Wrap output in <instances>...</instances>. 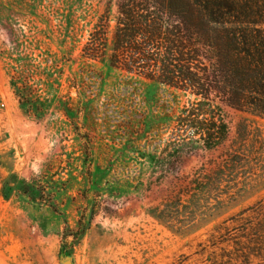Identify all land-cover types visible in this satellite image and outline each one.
<instances>
[{
  "label": "rangeland",
  "instance_id": "1",
  "mask_svg": "<svg viewBox=\"0 0 264 264\" xmlns=\"http://www.w3.org/2000/svg\"><path fill=\"white\" fill-rule=\"evenodd\" d=\"M118 2L0 0V264H264V119L112 68Z\"/></svg>",
  "mask_w": 264,
  "mask_h": 264
},
{
  "label": "trees",
  "instance_id": "2",
  "mask_svg": "<svg viewBox=\"0 0 264 264\" xmlns=\"http://www.w3.org/2000/svg\"><path fill=\"white\" fill-rule=\"evenodd\" d=\"M118 7L112 68L264 119V0H119ZM109 21L96 24L86 58H105ZM12 178L3 183L6 199Z\"/></svg>",
  "mask_w": 264,
  "mask_h": 264
},
{
  "label": "water",
  "instance_id": "3",
  "mask_svg": "<svg viewBox=\"0 0 264 264\" xmlns=\"http://www.w3.org/2000/svg\"><path fill=\"white\" fill-rule=\"evenodd\" d=\"M65 264H71L70 262H66Z\"/></svg>",
  "mask_w": 264,
  "mask_h": 264
}]
</instances>
